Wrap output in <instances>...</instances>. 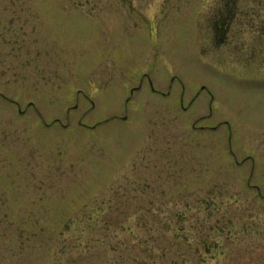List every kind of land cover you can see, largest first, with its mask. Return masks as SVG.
<instances>
[{
  "label": "rangeland",
  "instance_id": "obj_1",
  "mask_svg": "<svg viewBox=\"0 0 264 264\" xmlns=\"http://www.w3.org/2000/svg\"><path fill=\"white\" fill-rule=\"evenodd\" d=\"M221 1L0 0V264H264V61Z\"/></svg>",
  "mask_w": 264,
  "mask_h": 264
},
{
  "label": "flooded vegetation",
  "instance_id": "obj_2",
  "mask_svg": "<svg viewBox=\"0 0 264 264\" xmlns=\"http://www.w3.org/2000/svg\"><path fill=\"white\" fill-rule=\"evenodd\" d=\"M240 2L221 1L217 20L209 22L211 39L215 46L229 50L233 45L239 51L248 48L247 57L255 65L256 60L264 61V0H250V6L245 7H240ZM238 42H244L246 46L243 48Z\"/></svg>",
  "mask_w": 264,
  "mask_h": 264
}]
</instances>
